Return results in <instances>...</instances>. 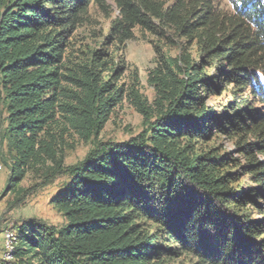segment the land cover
<instances>
[{"label": "trees", "instance_id": "16d2710c", "mask_svg": "<svg viewBox=\"0 0 264 264\" xmlns=\"http://www.w3.org/2000/svg\"><path fill=\"white\" fill-rule=\"evenodd\" d=\"M225 1L0 0L8 189L24 202L48 162L41 186L68 177L64 225L23 221L2 264H264V4ZM136 31L154 37L152 102L119 85ZM125 98L142 130L102 141ZM58 129L92 144L73 166Z\"/></svg>", "mask_w": 264, "mask_h": 264}, {"label": "rangeland", "instance_id": "374dc122", "mask_svg": "<svg viewBox=\"0 0 264 264\" xmlns=\"http://www.w3.org/2000/svg\"><path fill=\"white\" fill-rule=\"evenodd\" d=\"M217 2L223 8L230 9V4L227 1L217 0ZM116 14L113 17L117 16ZM95 21L96 26L101 29L102 27L108 28L111 20L98 14ZM153 40L154 37L151 35L147 33L142 35L136 31L135 38L125 45L123 53L119 57V61L123 63L124 68L119 85L124 84L126 91L133 85L136 86L140 94L150 102L155 97L153 87L148 84V77L156 68ZM175 54L176 51H173V55ZM142 121L141 115L125 98L113 111L100 135V139L102 141H126L142 130ZM2 123V119H0V125ZM2 127L4 126L2 125ZM55 133L57 155L58 158L62 159L65 167L73 166L83 160L92 147L91 143L81 140L72 130L58 129ZM226 146L228 150L233 148L230 143H227ZM5 158L10 166L4 164ZM9 158L10 154L7 146L2 144L0 146V260L5 254L6 234L12 233L15 237H18V227L22 225L23 221L37 219L58 228L65 223L62 214L53 208L51 199L57 190L62 187L63 182L68 180V177L59 176L50 185L41 186L42 172L53 166L51 162H48L46 167L40 168V171L28 173L25 179L20 182L18 185L20 189L33 190V194L29 195L24 202L19 203L16 194L8 189L9 179L12 175L11 165H13Z\"/></svg>", "mask_w": 264, "mask_h": 264}, {"label": "built area", "instance_id": "2783aa9c", "mask_svg": "<svg viewBox=\"0 0 264 264\" xmlns=\"http://www.w3.org/2000/svg\"><path fill=\"white\" fill-rule=\"evenodd\" d=\"M14 242L15 236L12 233H7L5 236V254L3 255V259L6 261L11 260L12 254L14 251ZM0 264H2L0 262Z\"/></svg>", "mask_w": 264, "mask_h": 264}]
</instances>
